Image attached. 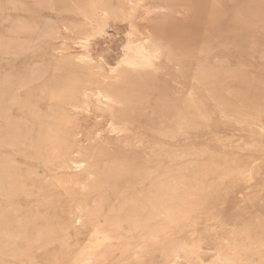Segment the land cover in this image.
<instances>
[{
    "label": "rangeland",
    "instance_id": "1",
    "mask_svg": "<svg viewBox=\"0 0 264 264\" xmlns=\"http://www.w3.org/2000/svg\"><path fill=\"white\" fill-rule=\"evenodd\" d=\"M0 243L264 264V0H0Z\"/></svg>",
    "mask_w": 264,
    "mask_h": 264
},
{
    "label": "bare ground",
    "instance_id": "2",
    "mask_svg": "<svg viewBox=\"0 0 264 264\" xmlns=\"http://www.w3.org/2000/svg\"><path fill=\"white\" fill-rule=\"evenodd\" d=\"M255 110V109H254ZM253 112V111H252ZM260 113V112H259ZM261 114V113H260ZM7 118V117H6ZM254 120V119H253ZM39 122V121H38ZM259 125V124H258ZM17 127V126H16ZM4 129V128H3ZM21 139V138H20ZM13 146V145H12ZM11 147V146H10ZM15 149V148H14ZM14 151V150H13ZM15 155V154H14ZM17 185V184H16ZM13 186H14V184H13ZM3 197V196H2ZM142 216V215H141ZM141 216H140V214H136V213H134V214H131V215H125L123 218H122V220L124 221V219H126V218H128V219H126L125 221L126 222H129V225H128V228H130V227H135V225H136V222L138 221L137 219H141ZM2 223V222H1ZM8 231V230H7ZM51 233V232H50ZM5 234V233H4ZM36 234V233H35ZM6 235H7V233H6ZM6 237H8V236H6ZM254 237H255V235H254ZM2 243H3V241H2ZM1 244V243H0ZM44 245V244H43ZM42 247V246H41ZM12 249V248H11ZM209 249V248H208ZM212 249V248H211ZM8 252V251H7ZM6 252V253H7ZM21 252H23V251H21ZM208 252V251H207ZM1 254V253H0ZM3 254V253H2ZM14 254H15V252H14ZM9 255V254H8ZM1 256V255H0ZM4 256H5V254H4ZM11 256V255H10ZM10 256H9V258H10ZM25 256V255H24ZM6 257V256H5ZM5 257H3L2 256V260H3V258H5ZM6 258H8V257H6ZM28 258V257H27ZM0 259V260H1ZM17 259V258H16ZM26 259V258H25ZM20 260H21V258H20ZM28 260H29V258H28ZM2 262V261H1ZM6 262V261H5ZM5 262L3 261V263L2 264H5ZM15 262V261H14ZM16 263V262H15Z\"/></svg>",
    "mask_w": 264,
    "mask_h": 264
}]
</instances>
